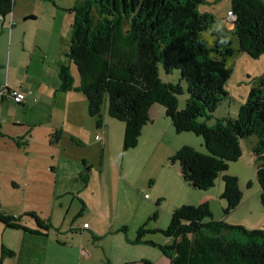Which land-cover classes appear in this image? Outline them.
<instances>
[{"label":"trees","instance_id":"16d2710c","mask_svg":"<svg viewBox=\"0 0 264 264\" xmlns=\"http://www.w3.org/2000/svg\"><path fill=\"white\" fill-rule=\"evenodd\" d=\"M202 3L204 0H83L71 7L70 43L57 65L59 89L82 93L87 113L97 126L102 124L101 107L106 102L107 114L124 124V151L137 145L143 126L151 121V106L162 105L175 131L201 136L206 150L183 145L168 161L178 164L183 180L196 189L207 190L221 177V198L226 202L223 212L227 214L239 205L242 191L238 177L225 171L229 162L242 155V141L251 135L255 142L250 151L264 206V76L251 86L235 117L217 118L213 125L205 120L229 96L225 83L232 70L226 57L236 50L252 57L264 53V0H230L236 49L221 30L213 32V44L207 46L202 32L215 20L212 14L199 11ZM13 5L14 0H0V17L8 16ZM71 64L78 73L76 86ZM159 65L166 74L178 70V81H164ZM184 90L188 95L179 107L177 96ZM60 135V129L54 130L50 143H56ZM19 145L25 146L26 140ZM24 218L33 219L36 228L24 225ZM156 218L155 211L138 227L133 242L157 247L169 264H264V227L248 229L230 224L224 217L216 218L206 201L181 204L172 210L166 227L148 228V222ZM0 222L36 234H45L50 226L49 219L34 210L14 215L0 208ZM126 228L122 226L120 231ZM147 232H158L170 240L146 239ZM2 253L11 255L13 251L2 246Z\"/></svg>","mask_w":264,"mask_h":264},{"label":"rangeland","instance_id":"374dc122","mask_svg":"<svg viewBox=\"0 0 264 264\" xmlns=\"http://www.w3.org/2000/svg\"><path fill=\"white\" fill-rule=\"evenodd\" d=\"M32 1L40 5V31H44L47 35L51 36V53H54V41L64 43L63 36L67 34V30L65 29L66 24L69 30V23L66 20L71 19L73 16V14L71 12L72 15L68 13L67 8L64 7L72 5L74 0H17L14 7H17V9L22 8L24 5L28 4V2ZM198 9L200 12L207 11L211 13L215 20L202 32V37L207 46L209 47L213 44V32L221 30L223 38H225V40H230L231 47L236 49L237 39L234 33L227 29L225 21L230 10V0H205L204 3L198 6ZM57 46H59L58 43ZM226 65L232 70L230 77L225 83V89L228 91L229 96L219 103L212 113V116L205 120L208 125H213L216 119L221 116L235 117L237 115L239 105L246 100L251 86L254 85L257 79L264 76V53L258 57H252L245 52L236 50L232 55L226 57ZM171 72V74H166L159 65L161 78L164 81L176 83L178 81L179 71L175 69ZM71 74L78 83V73L73 64H71ZM3 84L4 79L0 82V85ZM70 94H75L83 98V100H85L84 109L87 110V101L82 93L71 92ZM187 95V92L184 90L182 94L177 96L179 107H183ZM0 112H12V108H0ZM101 117L102 123L105 118L113 123L109 135V149L107 153L104 154L101 164L99 162V151L89 144L77 145L73 143L72 146L69 147L67 146V142L64 141L61 146L60 152L62 154L65 151L73 156L88 157L89 162L87 167H91V170H86L85 183L83 182L84 176L81 180L76 176L67 180L63 179L65 181L58 179L57 182L50 179L51 165L49 163L50 160H52V156L45 152L47 149L51 148L48 147L46 142L42 147L38 144L40 146V148H38V157L35 160L36 162L33 161V163L37 164V181H31L25 173H20L18 170H10V172H7L0 169V208L6 210V212H11V214L19 215L23 213V211L36 210L40 213L43 211V215L47 216L51 209V204L55 203L58 198L56 196L58 195L57 187L62 186V189H71L72 191L62 194L58 198V201H60L63 206V214L55 219L58 223H63L61 226L63 228L69 222V218L64 219L66 216V209H69V212L73 210L76 212L79 210L80 205H82L80 200L84 202L85 209L82 213L84 216L80 218V220L81 223H83V220L89 222V228H84L80 223L82 227L79 226V228L69 230L66 233H64L63 230H56L54 227H50L47 231V237L53 240L50 241V244H52L51 252L61 257L58 264H80L78 262L77 252H80L81 247L86 249L87 246L92 249L93 254L96 255L97 258L94 260H87L82 264H98V256H103V254H117L118 256L125 254L134 257L140 256L144 252L161 254L156 247L146 244H131L129 243V239L134 240L135 238L136 230H134V228L137 219L134 215L138 213L140 206L143 205L146 200L152 199L149 196L153 194L150 189L153 187L157 190L164 188V184L160 180L161 175H163L166 170L174 168L177 175L182 178L178 171L177 164H171L167 159L169 164L167 163L164 168L161 167L160 161L159 165L157 163L156 166H152L151 168V165H154L157 160L154 156L148 162H146V160L144 161L142 158L141 161H136V164H134L133 158L131 157L129 163H127V161L123 159L124 150L122 149L123 134L121 128L124 125L123 122L107 114L106 102L103 103L101 107ZM167 120L170 124V119L168 118ZM117 126H120V129H118ZM38 128L37 130H41L43 127L41 126ZM171 130L174 135L173 138H175V136L181 138L186 135L190 136L192 140L196 141L194 144L196 149H201V151L204 152L206 151L201 136L187 131L176 133L175 129L172 127ZM254 140L255 136L251 135L242 141V155L236 161L229 162L228 169L225 171L226 173L238 177L239 187L242 191L241 201L234 210L227 214L223 212L226 202L219 196V192L223 189L221 177H218L214 185L207 191L196 189L191 186L187 187L191 192L210 193L209 206L216 218L223 216L226 222L230 224H240L248 229L264 227V206L260 202V197L258 195L259 186L255 177L256 162L254 161V156L251 154V151H249L250 143ZM126 151H129V149ZM129 152L130 154L134 152L135 158L137 159L136 151L132 150ZM248 181H251V185L249 186L247 185ZM218 186H220V189L216 194L215 192L218 190ZM47 190L48 193L45 195ZM172 195L174 194L165 196V199L158 205L153 202L154 211L158 212L159 217L156 221L160 222L161 219L166 221L168 217L170 218L171 213L168 209L173 201ZM197 196L193 199H197ZM58 201L56 202L58 203ZM156 221L151 220L150 225L155 226ZM122 226L127 227L124 233L122 231H116L120 230ZM73 227L75 228L76 225ZM10 232L9 234H13V237L4 235L2 243H11V240L16 242L14 234L18 231L11 229ZM92 235L94 237L96 236L95 239ZM149 237L160 243L165 240V237L158 232L149 233ZM6 238L8 242H5ZM98 238H100V240H98ZM56 239H60L58 242L61 244L57 243ZM6 264H11V262L7 261Z\"/></svg>","mask_w":264,"mask_h":264},{"label":"crops","instance_id":"0c3cea01","mask_svg":"<svg viewBox=\"0 0 264 264\" xmlns=\"http://www.w3.org/2000/svg\"><path fill=\"white\" fill-rule=\"evenodd\" d=\"M82 1L83 0H74L72 5L64 8H67L68 13H70V8ZM15 2H17V0H14L11 13L4 19L0 17V82L4 79V84L0 85V87L1 89L4 87L8 89L20 88L26 91L27 95L24 102L20 104L13 102L4 95L0 97L1 109H8V107L12 108V112H0V169L7 172H10V170H18L20 173H25L31 181H37V164L33 163V161L36 162L35 160L38 157L39 145L42 147L46 142L48 147L51 148L47 149L45 152L52 156V160H50L49 163L51 165L50 179L57 182L58 179L65 181L76 176L81 180L83 176H86V170H91L90 166V168L87 167L89 162L88 157L73 156L65 151L63 153L65 155H63L60 152L62 143L66 141L69 147H71L73 143L77 145H91L99 151V162L101 164L104 154H106L109 149V135L113 123L105 118V121L103 120V123L97 126L95 118L89 116L87 110L84 109L85 100L80 98V96L70 94L71 92L75 93L77 91H61L59 89L60 82L57 65L64 58V54L69 47L73 16L71 19L66 20L69 23V30L66 24L65 29L67 30V34L65 36L62 35L64 43L54 41L55 52L51 53L52 42L50 40L52 38L44 31H40L39 27V18L41 15L40 5L32 1L28 2V4L24 5L22 8L17 9V7H14ZM225 21L227 29L232 30L233 23L231 18L227 17ZM57 43L59 46H57ZM73 79L74 85H78L79 81L77 83L74 77ZM150 114L151 121L143 126L137 145L130 148L136 151L137 159L135 158L134 152L130 154L129 151L132 150L129 149V151H124L123 159L127 161V163H129L131 157L133 158L134 164H136V161L139 162L142 158L144 161L146 160V162H148L154 156L157 160L154 165H151V168L152 166H156L157 163L159 165V161L161 167L164 168L168 163V157L183 145L190 144V146L196 149L194 145L196 141L192 140L190 136L186 135L183 136V138L175 136V138H173L174 135L171 130L173 126H171V123L169 124L168 118L165 116V109L162 105L157 103L153 104ZM41 126L43 128L37 130L39 129L38 127ZM117 128L120 129V126H117ZM56 129H60L61 135L56 143L51 144L49 141L50 135ZM121 131L123 134L124 125ZM28 132L29 135H27ZM96 135H98L99 138ZM24 140H26V145H19V141L21 143ZM253 142H255V140L250 143L249 151ZM64 148L67 149L66 147ZM197 150L201 151V149ZM177 167L179 171L178 164ZM160 180L164 184V188L161 190H157L155 187L150 189L153 194L149 196L152 199L146 200L145 203L140 206L138 213L134 215L137 219L134 228L136 231L138 227L155 212L153 204H157V202L159 204L165 199V196H169V194H174L172 195L173 201L168 209L170 213L174 207L181 204H198L203 201L210 204V193L191 192L189 188H187L189 185L183 178L177 175L174 168L166 170V172L161 175ZM57 189L58 195L56 196L58 198L62 194L72 192L71 189H62V186H58ZM219 189L220 186H218V190L215 192L216 194ZM52 191L54 193L53 187ZM222 191L223 189L219 192L220 197ZM47 193L48 190L45 195H47ZM196 196L197 199H193ZM58 198L56 201H58ZM56 201L51 204V209L47 216L43 215V211L40 213L34 210L41 217L49 219V228L54 227V229L59 231L63 230V232L66 233L69 230L79 228L81 224L83 226L84 223L87 224L85 227L83 226L84 228L90 227V223L86 220H83V223H81L80 218L84 216V214H82L84 210H81L82 205H80L79 210L76 212L74 210L69 212V209H66V216L64 219L69 218V222L62 228L61 226L63 223H58L55 218H59L60 215L63 214V206L60 201H58V203ZM81 202L83 201L80 200V203ZM4 211L6 212V210ZM6 213L11 214V212ZM158 219L157 212L155 221ZM168 220H170L169 217L166 221H164V219H161L160 222L156 221L155 226L150 225V220L147 227L151 229L164 228V226L169 223ZM23 223L28 228H36V224L31 218H24ZM74 224L76 225L75 228L73 227L75 226ZM9 229L18 231L14 234L16 242L11 240V243H2L4 235L13 237V234H9L11 233ZM47 231L45 234H36L19 228H9L0 222V264H6L7 261H10L11 264H58L61 257L51 252L52 244H50V241L53 240L47 237ZM149 233L154 232H147L144 237L148 236L145 238L155 241L149 237ZM92 237L95 239L96 236L94 237L92 235ZM7 240L6 238L5 242H8ZM58 240L60 241V239H56L57 243H59ZM98 240H100V238H98ZM169 240L170 239L165 238L162 243L168 242ZM129 241L128 242L131 244L145 245L144 243H135L132 239H129ZM2 246H4L5 249L12 250L13 254H3ZM160 253L161 254L144 252L137 257L125 254L120 256L117 254H103V256H98V264H146L144 260L151 261L155 264H169L168 259L161 251ZM77 258L78 262L82 264L87 260H94L97 257L93 254L92 249L87 246L86 249L83 247L80 248V252H77Z\"/></svg>","mask_w":264,"mask_h":264},{"label":"built area","instance_id":"2783aa9c","mask_svg":"<svg viewBox=\"0 0 264 264\" xmlns=\"http://www.w3.org/2000/svg\"><path fill=\"white\" fill-rule=\"evenodd\" d=\"M232 14L229 11L228 12V17L231 18ZM5 96L7 98H10L13 102L20 104L23 103L25 100V97L27 95L26 91H23L20 88H15V89H8L7 87H4L0 90V97ZM87 224L84 223L83 226L85 227Z\"/></svg>","mask_w":264,"mask_h":264}]
</instances>
